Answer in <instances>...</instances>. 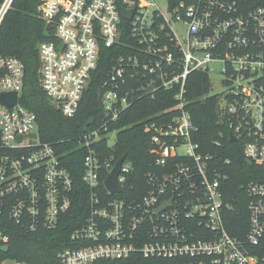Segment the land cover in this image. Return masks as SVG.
Here are the masks:
<instances>
[{
	"label": "built area",
	"instance_id": "1",
	"mask_svg": "<svg viewBox=\"0 0 264 264\" xmlns=\"http://www.w3.org/2000/svg\"><path fill=\"white\" fill-rule=\"evenodd\" d=\"M13 1L1 7L0 26ZM38 12L53 31L38 46L39 85L67 118L79 112L103 49H122L101 85L111 118L78 140L89 150L83 182L91 191L90 212L71 235L73 247L58 254L60 262L140 255L169 264H264V182L247 184L248 229L242 239L233 236L226 227L234 210L225 200L227 176L193 141L197 128L185 98L191 74L207 73L211 86L219 74L224 90L211 95L227 116L229 136L264 167V0H40ZM25 77L20 59L0 56V93H18L16 106L0 104V256L15 231L55 230L72 207L73 179L52 143L41 139L37 115L22 103ZM162 91L177 92V114L145 127L157 168L146 174V194L128 204L105 189L114 198H104L101 184L119 159L102 162L91 145L106 138L114 146L120 131H109L110 123ZM132 172L124 160L122 189ZM0 264L24 263L6 258Z\"/></svg>",
	"mask_w": 264,
	"mask_h": 264
},
{
	"label": "trees",
	"instance_id": "2",
	"mask_svg": "<svg viewBox=\"0 0 264 264\" xmlns=\"http://www.w3.org/2000/svg\"><path fill=\"white\" fill-rule=\"evenodd\" d=\"M6 0H0V10ZM40 0H14L0 26V56L16 57L26 68L22 103L38 117L39 134L44 142L52 143L61 164L70 173L74 190L70 194L72 207L64 214L55 230L42 229L27 233L15 231L10 246L2 259H12L24 264H62L58 254L73 247V231L85 223L90 212V189L83 182L84 158L88 148L78 143L79 138L96 130L106 119L102 105L101 85L110 71L113 60L122 49H103L98 69L85 94L79 112L74 118L65 117L48 99L39 85L38 46L52 38L53 31L40 17ZM128 25H125L127 28ZM126 35V33H125ZM124 35V38H125ZM211 81L207 73L194 72L186 85V110L197 128L193 141L198 143L204 154L214 157L216 166L225 173V200L233 206L226 217V227L230 234L243 238L248 229L249 197L246 186L250 182H264V167L250 162L244 155V143L230 140L227 116L220 113L217 96L211 95ZM176 91L159 92L156 99L145 98L134 104L115 123H110L109 131L119 130L117 141L109 147L107 139L91 145L99 153L102 162L124 158L132 164L133 172L123 187V193L115 198L130 204L143 199L148 190L146 174L156 171L152 133L145 131L147 124L154 121L170 120L177 113L172 111L176 104ZM107 173L102 172V180ZM99 194L108 195L103 183ZM94 264H169L160 259H145L133 255L121 260H102Z\"/></svg>",
	"mask_w": 264,
	"mask_h": 264
},
{
	"label": "water",
	"instance_id": "3",
	"mask_svg": "<svg viewBox=\"0 0 264 264\" xmlns=\"http://www.w3.org/2000/svg\"><path fill=\"white\" fill-rule=\"evenodd\" d=\"M131 15H132V13L126 12L124 14V17L126 19H131ZM17 101H18V93L17 92L0 93V104L4 105L6 107L16 106ZM230 139L232 142H237V138L234 135H231ZM20 140L21 139H19L18 141H20ZM124 160H125L124 158H120L117 161L114 169L111 171V173L108 175L107 179L105 180V183H104L105 189L112 196L122 194V192H123V189H122L121 185L119 184L118 178H119V175L121 173V168H122ZM170 204H171L170 202L163 204L161 206V208L159 209V211L165 209Z\"/></svg>",
	"mask_w": 264,
	"mask_h": 264
},
{
	"label": "rangeland",
	"instance_id": "4",
	"mask_svg": "<svg viewBox=\"0 0 264 264\" xmlns=\"http://www.w3.org/2000/svg\"><path fill=\"white\" fill-rule=\"evenodd\" d=\"M224 90V88L221 85V77L219 76V74H213L212 75V93H221ZM115 136L112 137V144L115 141Z\"/></svg>",
	"mask_w": 264,
	"mask_h": 264
}]
</instances>
